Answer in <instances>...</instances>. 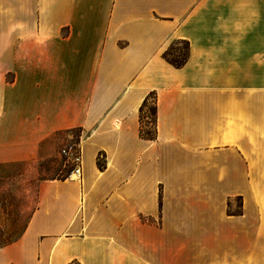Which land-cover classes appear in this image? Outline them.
Listing matches in <instances>:
<instances>
[{
    "label": "crops",
    "instance_id": "1",
    "mask_svg": "<svg viewBox=\"0 0 264 264\" xmlns=\"http://www.w3.org/2000/svg\"><path fill=\"white\" fill-rule=\"evenodd\" d=\"M70 131L0 264H264V0H0V166Z\"/></svg>",
    "mask_w": 264,
    "mask_h": 264
},
{
    "label": "rangeland",
    "instance_id": "2",
    "mask_svg": "<svg viewBox=\"0 0 264 264\" xmlns=\"http://www.w3.org/2000/svg\"><path fill=\"white\" fill-rule=\"evenodd\" d=\"M185 50L184 44H174L167 52L168 60L181 62ZM153 103L154 99L149 97L147 108H151ZM146 121L150 120L142 119V128L152 130L154 127L151 124L145 125ZM78 133H66L65 141L62 144L55 143L51 151L52 156L48 158L38 157L26 164L0 166V239L15 240L20 236L37 207L42 181L68 179L70 168L60 156V150L69 135L75 136ZM263 182L264 180H256V185L261 186ZM240 204L239 199L234 201V213L239 212Z\"/></svg>",
    "mask_w": 264,
    "mask_h": 264
},
{
    "label": "built area",
    "instance_id": "3",
    "mask_svg": "<svg viewBox=\"0 0 264 264\" xmlns=\"http://www.w3.org/2000/svg\"><path fill=\"white\" fill-rule=\"evenodd\" d=\"M82 132L75 136L69 135L60 150V156L64 159L65 163L70 168L69 180L80 182L82 177Z\"/></svg>",
    "mask_w": 264,
    "mask_h": 264
},
{
    "label": "trees",
    "instance_id": "4",
    "mask_svg": "<svg viewBox=\"0 0 264 264\" xmlns=\"http://www.w3.org/2000/svg\"><path fill=\"white\" fill-rule=\"evenodd\" d=\"M168 55L167 53H165L164 58L174 67L176 68H180L185 61V57L183 58V60L181 62H175V61H170L168 60ZM150 97H152L154 99V97L152 95H150ZM149 98V97H148ZM148 98L146 99V101L144 102V104L142 105V107L140 108V135L142 138L148 139V140H152L155 136V130L154 128L152 130H144L142 127V119L145 118L147 120H150L149 122L146 121L145 125L151 124L153 127L155 126V117H156V106L153 103L151 108H147L148 106ZM98 167L102 168V164H100V158H98ZM11 243H13V240H9V239H0V247H5L7 245H10Z\"/></svg>",
    "mask_w": 264,
    "mask_h": 264
}]
</instances>
